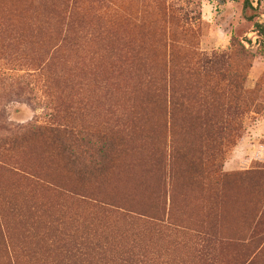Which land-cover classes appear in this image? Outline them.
I'll return each instance as SVG.
<instances>
[{"label": "rangeland", "instance_id": "374dc122", "mask_svg": "<svg viewBox=\"0 0 264 264\" xmlns=\"http://www.w3.org/2000/svg\"><path fill=\"white\" fill-rule=\"evenodd\" d=\"M243 1L0 0V264H84L65 250L86 235V264H109L99 244L128 229L156 264H264V34L231 40L264 0ZM200 113L230 131L217 176L188 170ZM62 115L113 137L115 163L93 173L41 130Z\"/></svg>", "mask_w": 264, "mask_h": 264}, {"label": "trees", "instance_id": "16d2710c", "mask_svg": "<svg viewBox=\"0 0 264 264\" xmlns=\"http://www.w3.org/2000/svg\"><path fill=\"white\" fill-rule=\"evenodd\" d=\"M243 10L254 11L255 8L251 1L244 0L243 1ZM244 20L239 22L232 30H231V40L232 41H241L243 37H245L248 33L254 32L256 29L258 33L264 34V25H261L258 22L257 14L246 15ZM69 27L72 26V19L69 17L68 19ZM55 78L64 79L62 74L56 73ZM50 87V86H49ZM50 94H55V91L50 89ZM169 97V105H176L173 96ZM52 118V117H51ZM205 115L200 113L198 116V121L203 127V130L200 132L201 135H198V139L200 141L197 149V159H192L188 162H191V166L188 170L192 171V175L205 177V175L210 176V174L217 176L219 172H221V164L219 163V154L221 143L224 142L228 138L229 130L225 127L224 123L226 121H217L213 126V129L207 127L212 124V118L207 119L209 121L204 120ZM215 118V117H213ZM51 120V119H50ZM54 123L49 127H39L41 130H48L53 135L58 137L61 136H69L70 134L76 136V141L81 142L84 146V160L87 161V164L92 167V172H103L105 165H110L115 163L114 158L111 160V154L114 150L115 140L113 137H110L106 132L101 131L100 129H96L94 125L87 124L85 127H80L77 129L75 126V119L69 116H63L58 118L57 122L53 118ZM230 126V125H229ZM118 142L121 144L124 141V138L118 139ZM127 142V141H126ZM122 145V144H121ZM97 152V153H96ZM97 155V156H96ZM183 159L185 161L187 154H184ZM196 163V164H194ZM91 172V173H92ZM244 174V173H243ZM221 179H224V175H219ZM218 176V177H219ZM109 209H102L103 211L100 213L102 216H111L115 219L110 221V224H113L120 220L125 222L130 228L134 227L136 229L137 221L132 216V214H137L139 216H143L141 213L134 212L132 210H127L124 208H119L115 206H109ZM153 220V218H152ZM128 222V223H127ZM161 220L152 224L151 229L153 228L154 234L157 235L159 233V229H161ZM163 229V228H162ZM131 231L130 233H127ZM118 232V231H117ZM126 233H115L109 242L104 244H99L98 250L99 253L108 252L109 264H156L158 261L156 257H148V250L144 246H141V242H139L138 238L134 235L132 230L128 229ZM88 236L86 235L84 241L79 243L78 246L82 245V247H77L75 251V247L66 249L65 252L70 256L69 258H77L81 259V261L86 264L88 262V253L86 249H88ZM108 245V246H106ZM149 255V254H148ZM104 258V257H103ZM102 258V259H103ZM153 258V260L151 259ZM71 261L70 263H72ZM42 263V262H41ZM64 263H56V264H67ZM44 264V262L42 263ZM108 264V263H107Z\"/></svg>", "mask_w": 264, "mask_h": 264}]
</instances>
